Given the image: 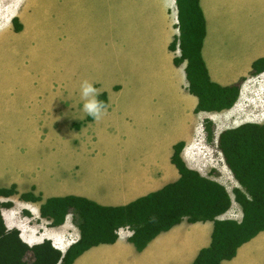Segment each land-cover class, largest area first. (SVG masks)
I'll return each mask as SVG.
<instances>
[{"label": "crops", "instance_id": "obj_1", "mask_svg": "<svg viewBox=\"0 0 264 264\" xmlns=\"http://www.w3.org/2000/svg\"><path fill=\"white\" fill-rule=\"evenodd\" d=\"M170 3L177 14L175 0H0V93L4 96L0 122L13 126L0 129V187L15 185L17 191L0 198L12 203L1 208V214L10 219L5 220L6 227L17 229L28 245L48 239L64 252L79 238L71 214L57 226L41 216L40 206L48 197L78 195L119 206L178 179L171 162L173 145L190 137L197 97L187 88L186 62H173L180 51L169 49L179 35L170 31L174 29ZM199 4L206 27L201 55L211 81L225 86L251 76L252 63L264 57V0H199ZM36 6L41 11L37 21L32 12ZM209 21L217 25L218 49L213 52L208 47ZM43 22L56 32L45 41L35 31ZM15 24H21L25 33L16 32ZM54 41L58 49L84 57L86 63L85 71L77 66L65 71V94L54 91L52 79L47 81L44 75L41 83H35L31 75L36 72L27 71L36 54L44 61H58ZM206 52L212 60L235 64L233 72L217 69L213 78ZM21 58L22 65H16ZM109 59L116 61L114 67L107 66ZM83 80L101 89L99 99L110 105L99 122L88 120L82 111ZM76 123L78 128L73 126ZM141 133L153 138L142 141ZM108 138L116 144L108 145ZM181 156L184 159V151ZM21 193L41 200L20 199ZM229 195L230 208L220 218H230L239 206L233 193ZM212 230L211 220L184 218L137 250L128 239L130 230L123 227L114 242L88 248L72 264H191L210 244ZM221 264H264V230Z\"/></svg>", "mask_w": 264, "mask_h": 264}, {"label": "trees", "instance_id": "obj_2", "mask_svg": "<svg viewBox=\"0 0 264 264\" xmlns=\"http://www.w3.org/2000/svg\"><path fill=\"white\" fill-rule=\"evenodd\" d=\"M175 3L179 35L171 41L169 49L174 50L178 42L180 56L173 62L178 65L186 61L187 88L197 97L195 112L231 108L240 96V81L244 78L225 86L211 81L201 55L206 27L199 0H175ZM19 28L15 24V31ZM262 72L264 57L252 63L251 74ZM73 126L79 127L77 123ZM203 126L206 139L212 142L213 122L206 118ZM184 145L185 141L176 142L171 156L179 172L178 179L125 205H101L78 195L46 198L40 206L42 217L50 218L57 226L71 214L79 230V238L64 252L48 239L33 245L24 242L17 229L6 227L1 214V208L12 203L0 200V264H72L88 248L114 242L123 227L134 232L128 239L137 250H142L156 235L184 218L190 222L213 221L210 244L199 250L191 264H221L222 260L231 259L241 244L264 230V123L244 122L223 129L217 137L224 163L238 184L232 193L242 212L240 221L219 217L230 208L229 192L220 182L187 166L181 156ZM15 193V185L0 187V198ZM19 197L41 200L32 193H21Z\"/></svg>", "mask_w": 264, "mask_h": 264}, {"label": "rangeland", "instance_id": "obj_3", "mask_svg": "<svg viewBox=\"0 0 264 264\" xmlns=\"http://www.w3.org/2000/svg\"><path fill=\"white\" fill-rule=\"evenodd\" d=\"M170 2V1H169ZM38 6L34 7L33 9V18L37 21L41 16V11L37 8ZM169 7L172 8L171 13H174V23L172 30L170 31L179 33L178 29V19L177 14L175 12V7L173 4L170 3ZM19 27V26H18ZM28 26L25 27L28 30ZM209 28V46L211 52L218 49V37L216 35L217 25H214L212 21L208 22ZM22 32V25L20 24V28L18 31ZM35 31H37L40 36L42 37L43 41L52 37L56 32L53 27L43 22L42 25L36 26ZM149 31L151 34V25H149ZM152 35V34H151ZM69 38H67L68 40ZM225 40V37L223 38ZM56 41V40H55ZM55 41L52 44V48L56 53L59 55L57 62L51 61H44L41 55L36 54L29 60V66L27 67V71L30 73L36 72L35 75H31L34 78L35 83H41V77L44 75L47 81L51 80L54 83V91H58L62 94H65L66 87L64 86V80L66 77V72L69 70V67L77 66L81 71H85L86 63L84 57H71V52L69 50H64L63 48H57ZM212 43V44H211ZM45 45L42 46V48ZM156 48V52L159 50ZM68 47V41H67ZM41 50V48H39ZM78 49H81L80 47ZM155 50L152 49V53H156ZM180 54V52H178ZM206 61L208 64V68L210 74L213 78H217V69L226 70L227 72H233V67L235 64L233 63H223L219 62L218 60H212V56H210L206 52ZM26 61L28 60L25 58ZM24 58L16 60V65L21 66L22 61ZM185 61V60H184ZM164 62V60L162 61ZM186 62V61H185ZM106 64L109 67H114L116 61L113 59L106 60ZM13 70V65H10ZM62 72L58 73L55 77L54 74L61 68ZM108 67V68H109ZM29 69V70H28ZM43 73V74H42ZM232 74V73H231ZM241 90L240 96L236 102V104L230 108L225 109L219 112H212L206 113V111H200L201 113L197 112L191 118V125H190V137L185 140V145L182 149L184 151V161L187 166L191 168H197L199 173L204 176H209L210 178L217 179L221 184H223L229 193L231 194L232 189L231 187L237 185L235 179L232 177L230 170L224 163L223 156L218 149L217 146V137L220 131L223 129L237 126L244 122H253L256 121L257 123H264V73L254 74L251 76L245 77L243 80L240 81ZM188 86V83H187ZM4 96L3 93H0V102L3 100ZM193 98H188L189 106L192 107L193 105ZM192 117V116H191ZM208 118L213 122V129H214V138L212 142H209L205 136V130L203 129V120ZM12 122L2 121L0 122V129H7L11 128ZM142 141L151 140L153 135L148 133V135H144L141 133ZM165 145H167V140L164 141ZM108 145H115L116 142L108 138L107 140ZM181 151V152H182ZM10 162L9 159H7ZM7 161H4L7 162ZM230 219H238L240 217V208L239 206H235L234 209L229 213ZM7 221H9V217H5ZM5 221V220H4Z\"/></svg>", "mask_w": 264, "mask_h": 264}, {"label": "clouds", "instance_id": "obj_4", "mask_svg": "<svg viewBox=\"0 0 264 264\" xmlns=\"http://www.w3.org/2000/svg\"><path fill=\"white\" fill-rule=\"evenodd\" d=\"M79 94L82 102V111L88 117L99 122L108 114L110 105L99 99L103 94L102 90L97 88L93 82L89 80L81 81L79 85ZM241 217L242 214L240 212L239 218L241 219ZM131 235H134V232L129 231V236Z\"/></svg>", "mask_w": 264, "mask_h": 264}, {"label": "built area", "instance_id": "obj_5", "mask_svg": "<svg viewBox=\"0 0 264 264\" xmlns=\"http://www.w3.org/2000/svg\"><path fill=\"white\" fill-rule=\"evenodd\" d=\"M176 50H179V44L178 43L176 44Z\"/></svg>", "mask_w": 264, "mask_h": 264}, {"label": "bare ground", "instance_id": "obj_6", "mask_svg": "<svg viewBox=\"0 0 264 264\" xmlns=\"http://www.w3.org/2000/svg\"><path fill=\"white\" fill-rule=\"evenodd\" d=\"M253 122H256V121L253 120ZM5 220H6V219H5ZM6 221H7V220H6ZM6 223H7V222H6Z\"/></svg>", "mask_w": 264, "mask_h": 264}]
</instances>
